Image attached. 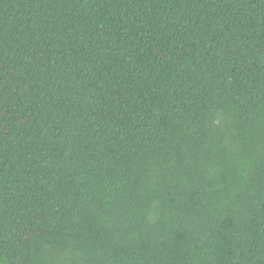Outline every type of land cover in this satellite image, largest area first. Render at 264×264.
I'll return each mask as SVG.
<instances>
[{
	"label": "trees",
	"instance_id": "16d2710c",
	"mask_svg": "<svg viewBox=\"0 0 264 264\" xmlns=\"http://www.w3.org/2000/svg\"><path fill=\"white\" fill-rule=\"evenodd\" d=\"M0 264H264V0H0Z\"/></svg>",
	"mask_w": 264,
	"mask_h": 264
}]
</instances>
